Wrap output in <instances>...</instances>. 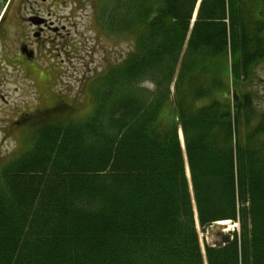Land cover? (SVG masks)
Returning a JSON list of instances; mask_svg holds the SVG:
<instances>
[{
  "label": "trees",
  "instance_id": "1",
  "mask_svg": "<svg viewBox=\"0 0 264 264\" xmlns=\"http://www.w3.org/2000/svg\"><path fill=\"white\" fill-rule=\"evenodd\" d=\"M250 2L101 4L134 49L94 75L87 116L1 161L0 264H264V110L237 88L264 59ZM226 220L239 233L202 249L197 229Z\"/></svg>",
  "mask_w": 264,
  "mask_h": 264
},
{
  "label": "flooded vegetation",
  "instance_id": "2",
  "mask_svg": "<svg viewBox=\"0 0 264 264\" xmlns=\"http://www.w3.org/2000/svg\"><path fill=\"white\" fill-rule=\"evenodd\" d=\"M110 2L0 0L1 136L30 135L44 122L62 120L77 114L78 106H73L72 98L64 94L61 78L65 72L64 57L72 63V58H77L79 42L74 39L75 29L73 33L68 29L64 34L63 24H75L77 11L86 6L92 9L89 19L95 22L101 17L97 8ZM62 8H69L67 15L59 12ZM94 78V75H89L82 80V86H85L83 95L89 106ZM31 93L37 98L33 104L43 99L41 106L32 105L27 100L19 103L21 107L16 105L17 94L18 98H23Z\"/></svg>",
  "mask_w": 264,
  "mask_h": 264
},
{
  "label": "rangeland",
  "instance_id": "3",
  "mask_svg": "<svg viewBox=\"0 0 264 264\" xmlns=\"http://www.w3.org/2000/svg\"><path fill=\"white\" fill-rule=\"evenodd\" d=\"M112 2V0H111ZM109 3L111 5L112 3ZM253 4V5H252ZM117 7L118 11L115 15L116 18L121 19V11L124 6V0H117L115 1L111 7ZM251 11L256 15H262L264 17V0H252V3L250 2ZM253 6V8H252ZM127 5L124 6L123 14L122 16H125V10L127 9ZM100 8H97V11ZM88 6L79 8L77 11L78 15H76L77 18H75L76 22L75 24L72 23H64L65 30H62L64 34H66L68 29H71L70 31L73 33L74 29L76 32H74V39L79 42L77 45V58H72V63L69 62L67 57H64V76L62 79V89L64 90V94L70 96L72 98L71 103H73V106L77 105L78 110L76 115H72L71 117H67L65 119H81L85 116H87L91 110L93 109V104L91 102L90 98V106L87 104V99L84 97V89L85 86H82V80L87 76L96 75L100 76L102 73H104L105 69H109L112 66H117L119 63L123 62L127 55L134 49V41L133 38L130 35H120L118 34L117 30L113 31L111 29V26L109 25L106 28L100 23L99 20L97 21H91L89 17L91 16V12ZM248 11V8H247ZM60 13L63 15H67V12H69V8H62L59 10ZM262 13V14H261ZM88 16V17H87ZM102 18L104 22H109L111 20V17L109 15V12L107 14L102 13ZM252 18V17H251ZM262 18V17H261ZM260 18V19H261ZM255 21L254 19H252ZM262 20V19H261ZM98 22L100 23L99 26ZM255 24V23H254ZM264 26V23H262ZM61 24H57V26H60ZM78 34V35H76ZM47 37V36H46ZM69 42V41H68ZM228 54H230V51H228ZM66 56V54H64ZM71 57V56H70ZM231 57L229 56L228 60V66L230 63ZM180 65L179 62L177 63V66ZM180 68V66H179ZM229 69V68H228ZM74 70V72H72ZM177 68L175 69L174 74L177 72ZM73 73V76H72ZM174 76L173 75V82L170 85V91L171 93L174 90L173 84H174ZM153 77L159 78L161 81H167L165 78H162L159 76L157 72L154 73ZM154 80L151 77H147L144 80H142L139 83L140 87L147 88L148 90L154 89ZM238 90L240 91H246L248 90L250 93L253 94V103L256 107L257 111H263L264 110V59L258 61L256 65L254 66V76L253 79L246 84V86H242V84H239L237 86ZM61 89V90H62ZM25 99V100H24ZM37 98L34 96L33 93L30 95H26L23 98H16V105L18 107H21L22 104H19L20 102L29 101V103H32V105L36 104L38 106H41V99L40 103L36 101V103L33 104V102ZM78 104H75L76 102ZM66 101V100H65ZM70 101V100H69ZM93 101V100H92ZM68 102V99H67ZM74 108V107H73ZM19 108L18 110H20ZM90 110V111H89ZM89 111V113H88ZM27 135L23 136L21 134H16L12 136H1L0 135V165L1 161H7V159L20 152V143L21 140L26 139ZM4 140V141H3ZM182 140V139H181ZM236 226L235 224H232L227 232L233 233V230L239 233V224L237 222ZM199 241L201 248L203 249L204 244L208 243V239L206 236V231L203 232L201 229H197Z\"/></svg>",
  "mask_w": 264,
  "mask_h": 264
},
{
  "label": "water",
  "instance_id": "4",
  "mask_svg": "<svg viewBox=\"0 0 264 264\" xmlns=\"http://www.w3.org/2000/svg\"><path fill=\"white\" fill-rule=\"evenodd\" d=\"M226 228H228V226L220 222H216L207 228L206 236L210 246L221 247L232 240L231 233L224 231Z\"/></svg>",
  "mask_w": 264,
  "mask_h": 264
},
{
  "label": "bare ground",
  "instance_id": "5",
  "mask_svg": "<svg viewBox=\"0 0 264 264\" xmlns=\"http://www.w3.org/2000/svg\"><path fill=\"white\" fill-rule=\"evenodd\" d=\"M220 223H222L223 225H227L228 228L233 224L232 222H230L229 220H226V221H220ZM235 226H236V223H234ZM228 228H226V230H224L225 232H227ZM234 232V230H233ZM207 239V238H206ZM209 242V241H208Z\"/></svg>",
  "mask_w": 264,
  "mask_h": 264
}]
</instances>
